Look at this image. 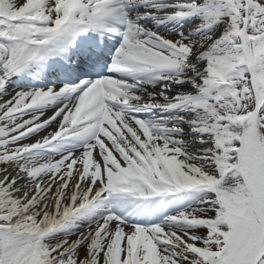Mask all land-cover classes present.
<instances>
[{
  "label": "snow or ice",
  "instance_id": "obj_1",
  "mask_svg": "<svg viewBox=\"0 0 264 264\" xmlns=\"http://www.w3.org/2000/svg\"><path fill=\"white\" fill-rule=\"evenodd\" d=\"M0 264H264V0H0Z\"/></svg>",
  "mask_w": 264,
  "mask_h": 264
}]
</instances>
